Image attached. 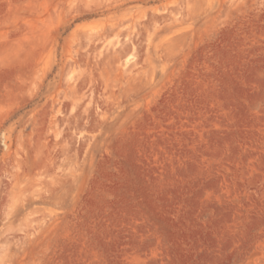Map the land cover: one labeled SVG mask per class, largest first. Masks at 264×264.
I'll return each mask as SVG.
<instances>
[{
  "label": "rangeland",
  "instance_id": "1",
  "mask_svg": "<svg viewBox=\"0 0 264 264\" xmlns=\"http://www.w3.org/2000/svg\"><path fill=\"white\" fill-rule=\"evenodd\" d=\"M0 264H264V0H0Z\"/></svg>",
  "mask_w": 264,
  "mask_h": 264
},
{
  "label": "bare ground",
  "instance_id": "2",
  "mask_svg": "<svg viewBox=\"0 0 264 264\" xmlns=\"http://www.w3.org/2000/svg\"><path fill=\"white\" fill-rule=\"evenodd\" d=\"M95 39V38H94ZM92 44H94V43H92ZM104 47V46H103ZM105 48V47H104ZM98 50V49H97ZM107 52V51H106ZM109 52V51H108ZM107 52V53H108ZM116 51L114 50V53H115ZM103 53V52H102ZM110 53V52H109ZM71 54V53H70ZM106 54V53H105ZM110 56V55H109ZM116 56V55H115ZM115 56H114V58H115ZM102 57V56H101ZM104 57H105V55H104ZM72 58V57H71ZM107 58V57H106ZM101 60H102V58H100ZM113 59V58H112ZM130 56L129 57H127L126 59H119V61H118V70L117 71H120V72H122V73H126L127 72V68H128V65H129V62H130ZM103 61V60H102ZM105 62V61H104ZM115 63V62H114ZM106 65V64H105ZM108 65V64H107ZM107 65L106 66H104V67H107ZM133 65V64H132ZM117 66V65H116ZM103 67V68H104ZM112 67H114V64H113V66ZM130 67V66H129ZM109 68V67H108ZM111 68V67H110ZM116 68V67H115ZM133 68H134V66H133ZM106 69V68H105ZM104 70V69H103ZM111 70V69H110ZM113 71V70H112ZM117 71H116V73H117ZM102 72V71H101ZM114 72V71H113ZM138 72H139V70H138ZM112 74V73H111ZM111 74H109V75H111ZM103 76V75H102ZM112 76V75H111ZM135 76V75H134ZM113 77V76H112ZM115 79V78H114ZM106 80V79H105ZM112 80V79H111ZM125 80H126V78H125ZM124 80V81H125ZM109 81V80H108ZM109 85H111V84H109Z\"/></svg>",
  "mask_w": 264,
  "mask_h": 264
}]
</instances>
